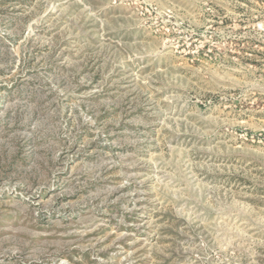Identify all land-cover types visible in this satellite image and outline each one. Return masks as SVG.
<instances>
[{
    "label": "rangeland",
    "instance_id": "rangeland-1",
    "mask_svg": "<svg viewBox=\"0 0 264 264\" xmlns=\"http://www.w3.org/2000/svg\"><path fill=\"white\" fill-rule=\"evenodd\" d=\"M0 264H264V0H0Z\"/></svg>",
    "mask_w": 264,
    "mask_h": 264
}]
</instances>
